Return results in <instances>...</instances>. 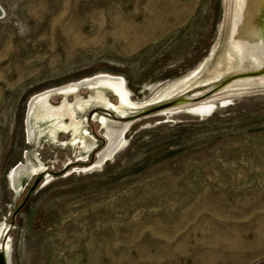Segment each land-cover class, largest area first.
Returning a JSON list of instances; mask_svg holds the SVG:
<instances>
[{"label":"rangeland","instance_id":"rangeland-1","mask_svg":"<svg viewBox=\"0 0 264 264\" xmlns=\"http://www.w3.org/2000/svg\"><path fill=\"white\" fill-rule=\"evenodd\" d=\"M235 6L0 0V264H264V84L218 88L261 71L229 58ZM99 76L128 103L55 94L28 120L32 96ZM214 95L224 106L187 113ZM102 119L127 127L99 161Z\"/></svg>","mask_w":264,"mask_h":264},{"label":"bare ground","instance_id":"bare-ground-1","mask_svg":"<svg viewBox=\"0 0 264 264\" xmlns=\"http://www.w3.org/2000/svg\"><path fill=\"white\" fill-rule=\"evenodd\" d=\"M235 5L236 6L234 10L233 26L231 28L230 44H229V50H228L229 58L233 57V55L238 57L239 63L235 65V68L237 69L243 68L244 62L247 61L250 64V66L254 68V70L261 69V71L259 70L260 72L253 73V74H243L238 77L234 76L235 78H232L231 80L223 83L222 85L220 84L221 86L218 87L219 90H221L222 92L226 91V93L227 91L234 90L238 86L240 87L252 86L253 87V85L264 84V0H235ZM231 67L232 66L228 67V70H230ZM180 82H182V80H180L179 83ZM100 88H104L112 92L120 100L122 104H125V102H127L125 94H124V89H123V81L120 78L113 77V76H99V77H94V78L84 80V81L81 80V82L71 84L66 87L49 90L44 93L34 95V97L32 96V99L29 101V105H28V111H27L28 120L31 119L32 116L36 114L37 104L42 98L46 96H52L55 94L67 96L71 94H77L81 90L95 91V90H99ZM212 91L214 92L215 90L213 89ZM213 94H216V93L214 92ZM161 96H164V95H161ZM184 101H185V105H186L185 108L187 110V113L199 116V115H203L205 112H210V110H212L213 107L215 108L219 107L218 103L221 104L225 102L226 100H217V97L214 95L208 102H204L200 104L191 105L190 104L192 101L191 98L190 99L187 98ZM75 107H76V110L74 111ZM87 107L88 105L86 104V102H82V100H77L75 103H69L67 106V108L70 110L68 114L70 113L72 114V115L70 114V116L72 117V120L74 121V123L72 124V127L76 125L74 127V134H78L80 132V131L79 132L77 131L78 130L77 126L79 125V124L77 125V122H76L77 114L78 112L85 113V110L87 109ZM46 119L47 120L52 119L55 121L57 118L54 116L48 115ZM101 123H104V121ZM103 125L105 127V138L107 140V144H106L104 151H102L99 156V161H102L107 155L109 154L111 155L114 151L116 152V149L118 148V146L123 140V133L127 127V125H123V124L120 125L119 128H117L115 125L112 126L111 124H108V123H104ZM31 128L32 127H30V121H28L29 137L33 139L34 133L31 130ZM73 142L76 143V141H73ZM81 145L85 153L87 154L89 151L87 143L85 141H82ZM33 172H34V169L30 167L29 164L22 163L11 170L10 177H11V180L15 183L19 181L21 174L30 173L31 175H33ZM5 262H7V260Z\"/></svg>","mask_w":264,"mask_h":264},{"label":"water","instance_id":"water-1","mask_svg":"<svg viewBox=\"0 0 264 264\" xmlns=\"http://www.w3.org/2000/svg\"><path fill=\"white\" fill-rule=\"evenodd\" d=\"M31 193H32V189L29 191V193H28V195H27V197H26V199H25V202L27 201V199L29 198V196L31 195ZM24 202V203H25Z\"/></svg>","mask_w":264,"mask_h":264}]
</instances>
